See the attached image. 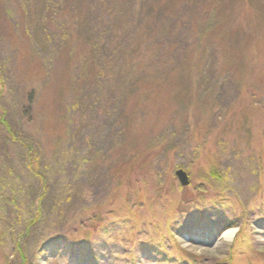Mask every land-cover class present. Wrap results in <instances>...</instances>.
I'll return each instance as SVG.
<instances>
[{
    "label": "rangeland",
    "instance_id": "374dc122",
    "mask_svg": "<svg viewBox=\"0 0 264 264\" xmlns=\"http://www.w3.org/2000/svg\"><path fill=\"white\" fill-rule=\"evenodd\" d=\"M202 1L219 7L220 26L172 88L152 95L162 109L130 114L124 143L95 146L123 170L97 188L64 190L74 166L90 172L88 183L102 168L87 161L91 96L70 108L76 65L66 67L46 0H0V264H71L66 250L53 256L62 239L96 264H111V253L118 264H264V16L247 0ZM69 115L83 157L61 169L65 145L48 146L39 121L54 129Z\"/></svg>",
    "mask_w": 264,
    "mask_h": 264
},
{
    "label": "trees",
    "instance_id": "16d2710c",
    "mask_svg": "<svg viewBox=\"0 0 264 264\" xmlns=\"http://www.w3.org/2000/svg\"><path fill=\"white\" fill-rule=\"evenodd\" d=\"M229 1L232 3L233 0ZM247 1L250 4L257 3L259 5L257 9L264 16V0ZM46 2L45 11L51 16L52 26L55 28L53 38L57 40L58 45L66 46L68 49L66 67L73 63L76 65L70 74L72 81L70 93L74 97L69 99L70 108L75 107L79 99H86L87 94L91 96V101L86 107L91 122L85 135L91 132L88 136L94 143L92 146L95 156L93 152L87 161L95 164L97 160L102 165L101 171L92 183H88L87 180L90 172L78 170L79 165L74 166L70 176L64 180L63 189L97 188L99 183L108 182L112 176V169L120 171L123 170V166L111 160L105 150L103 153L95 150V146L101 148V142H113V138L118 140L119 144L124 143L130 126V114L139 113L143 116L151 108L156 111L162 109V105L155 103L154 99L151 100L152 95L155 94L157 98L163 92V87L172 88L181 69L193 62L192 52L199 48L202 37L206 35L209 37L208 34L220 26L218 21L220 9L218 6L209 7L210 5H206L202 0H46ZM231 9L230 6L229 10ZM192 42H195V48L191 46ZM78 54L80 57L75 59ZM40 67L41 65L37 68L38 72ZM64 75L62 72V76ZM111 90L113 94L106 106L105 94ZM32 97L33 91L29 93V105L23 111L28 122L34 119L30 111L34 102ZM49 119L47 117V120ZM59 119L62 126H56L54 129L47 126V121L45 122L46 119L43 117L39 124L42 127L45 123L44 134L48 146H55L54 149L57 150L62 143L65 145L60 160L62 169L72 164L74 159L78 161L79 157H83V153L73 150L83 133L81 131L75 134L70 115L60 116ZM50 120L53 121V118ZM1 123L10 129L3 117ZM98 128H101V131ZM56 143H59L57 147ZM27 147L30 163L35 161L37 166L38 153L34 147L28 145ZM124 156L125 153L122 152L120 157ZM126 160L129 161V158ZM33 167L34 165H31V168ZM45 178L48 183L52 181L50 176H44V180ZM21 236L23 237L22 234ZM55 248L57 254L53 256L56 257L59 252L66 250L71 256V258L69 256L71 264L79 261L83 264L97 263L94 254L83 257L81 249H76L65 239L56 240ZM111 257V264H118L117 254L111 253Z\"/></svg>",
    "mask_w": 264,
    "mask_h": 264
},
{
    "label": "water",
    "instance_id": "95a60500",
    "mask_svg": "<svg viewBox=\"0 0 264 264\" xmlns=\"http://www.w3.org/2000/svg\"><path fill=\"white\" fill-rule=\"evenodd\" d=\"M176 175L181 184L185 185L188 183L187 174L183 169L176 170Z\"/></svg>",
    "mask_w": 264,
    "mask_h": 264
},
{
    "label": "bare ground",
    "instance_id": "6f19581e",
    "mask_svg": "<svg viewBox=\"0 0 264 264\" xmlns=\"http://www.w3.org/2000/svg\"><path fill=\"white\" fill-rule=\"evenodd\" d=\"M233 233V230H228L225 232V235L226 236H231V234Z\"/></svg>",
    "mask_w": 264,
    "mask_h": 264
}]
</instances>
